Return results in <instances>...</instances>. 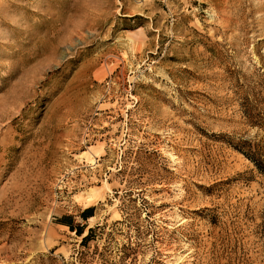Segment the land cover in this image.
<instances>
[{
    "label": "rangeland",
    "instance_id": "rangeland-1",
    "mask_svg": "<svg viewBox=\"0 0 264 264\" xmlns=\"http://www.w3.org/2000/svg\"><path fill=\"white\" fill-rule=\"evenodd\" d=\"M250 104L264 0H0V264H264Z\"/></svg>",
    "mask_w": 264,
    "mask_h": 264
},
{
    "label": "trees",
    "instance_id": "trees-1",
    "mask_svg": "<svg viewBox=\"0 0 264 264\" xmlns=\"http://www.w3.org/2000/svg\"><path fill=\"white\" fill-rule=\"evenodd\" d=\"M245 109V117L247 118V120L249 121V123L251 124V126H256L259 128H262L264 126V119L262 118H257L255 116V111L256 108L253 107L251 104L244 106ZM249 146V152H245L244 150H242L241 148H237L235 147V149H237L238 151H240L242 154H244L247 158H249L254 165L256 166V168L258 169V171L264 175V159H262L264 156H258L257 152H253V146L251 142L247 143ZM94 207H89L86 208L85 210L82 211L81 213V217L83 220H88L89 218L93 217L94 215ZM61 223L63 225H66L70 228L71 231L75 232L76 235L78 237L82 238L81 241V246H87V244L94 239L93 238V234L96 232L95 228H90L88 233L86 234L85 230H86V226H81V225H75L73 222V218L69 217V216H65L62 218Z\"/></svg>",
    "mask_w": 264,
    "mask_h": 264
}]
</instances>
